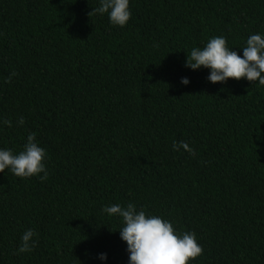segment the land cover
Returning a JSON list of instances; mask_svg holds the SVG:
<instances>
[{
	"label": "trees",
	"instance_id": "trees-1",
	"mask_svg": "<svg viewBox=\"0 0 264 264\" xmlns=\"http://www.w3.org/2000/svg\"><path fill=\"white\" fill-rule=\"evenodd\" d=\"M98 5L0 0V148L36 133L49 173H0V264H128L102 209L129 202L194 232L191 264H264V86L185 66L216 36L242 56L264 0H130L124 28ZM29 228L36 246L17 254Z\"/></svg>",
	"mask_w": 264,
	"mask_h": 264
},
{
	"label": "clouds",
	"instance_id": "clouds-1",
	"mask_svg": "<svg viewBox=\"0 0 264 264\" xmlns=\"http://www.w3.org/2000/svg\"><path fill=\"white\" fill-rule=\"evenodd\" d=\"M91 13L101 17L107 15L110 24L119 28H124L132 16L130 0H99ZM239 49H242V56L229 48L225 37H212L202 48L193 47L190 54L187 53L185 66L193 71L208 69L207 80L213 84L227 83L229 78L237 81L243 78L264 86V33L250 34ZM15 75L11 73L5 83H10ZM180 83L187 86L190 81L182 77ZM0 124L12 127L9 120L0 121ZM18 124H24L22 117ZM172 150L195 155V150L184 141L174 140ZM47 159L48 154L37 141L36 133H29L18 154L12 149L0 148V173L7 170L21 179L38 177L43 182L49 175ZM102 212L120 219L121 226L117 231L127 245L128 264H191L203 254V247L194 232H179L171 221L148 214L134 203L107 205ZM36 235L33 229H26L21 235L17 254L32 252L37 243ZM97 259L106 264L107 253H99Z\"/></svg>",
	"mask_w": 264,
	"mask_h": 264
}]
</instances>
